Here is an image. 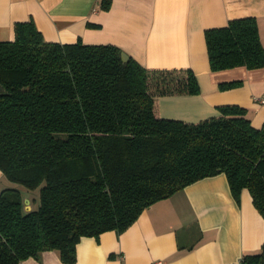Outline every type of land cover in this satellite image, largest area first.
<instances>
[{
  "label": "trees",
  "instance_id": "obj_1",
  "mask_svg": "<svg viewBox=\"0 0 264 264\" xmlns=\"http://www.w3.org/2000/svg\"><path fill=\"white\" fill-rule=\"evenodd\" d=\"M203 34L211 71L264 67L254 17ZM121 51L46 40L32 18L0 41L1 177L38 191L27 210L31 192L0 188V264L46 250L74 263L82 236L121 232L156 201L219 173L236 201L247 189L264 217V123L252 126L237 104L194 122L160 116L159 96L198 94L194 72L148 69ZM242 258L264 264V243Z\"/></svg>",
  "mask_w": 264,
  "mask_h": 264
},
{
  "label": "crops",
  "instance_id": "obj_2",
  "mask_svg": "<svg viewBox=\"0 0 264 264\" xmlns=\"http://www.w3.org/2000/svg\"><path fill=\"white\" fill-rule=\"evenodd\" d=\"M0 0V41L13 38L16 21L32 18L46 40L111 44L148 69L190 68L195 95L157 98L160 116L194 122L217 113V107H245L250 123H264V67L211 71L204 30L229 19L254 17L264 46V0ZM241 80L220 89L219 84ZM1 177V172H0ZM264 243V217L247 189L232 196L225 174L199 179L145 208L121 232L82 236L76 260L64 263L55 250L18 264H232Z\"/></svg>",
  "mask_w": 264,
  "mask_h": 264
},
{
  "label": "rangeland",
  "instance_id": "obj_3",
  "mask_svg": "<svg viewBox=\"0 0 264 264\" xmlns=\"http://www.w3.org/2000/svg\"><path fill=\"white\" fill-rule=\"evenodd\" d=\"M5 187H15L18 188L22 191L23 195H27L29 192H31L30 197H26L25 200L28 201V204L30 205V199H34L37 196L38 200V191L32 192L27 190L26 188H23L22 186L18 185L17 183L11 182L8 179H6L4 176L0 178V188H5ZM25 208L28 210L30 208H27L26 202H25Z\"/></svg>",
  "mask_w": 264,
  "mask_h": 264
},
{
  "label": "built area",
  "instance_id": "obj_4",
  "mask_svg": "<svg viewBox=\"0 0 264 264\" xmlns=\"http://www.w3.org/2000/svg\"><path fill=\"white\" fill-rule=\"evenodd\" d=\"M256 101L258 103H264V95L262 96H258V97H255ZM157 264H161V262H158ZM232 264H245L244 261H243V258L241 257L240 259L236 260L234 263Z\"/></svg>",
  "mask_w": 264,
  "mask_h": 264
},
{
  "label": "water",
  "instance_id": "obj_5",
  "mask_svg": "<svg viewBox=\"0 0 264 264\" xmlns=\"http://www.w3.org/2000/svg\"><path fill=\"white\" fill-rule=\"evenodd\" d=\"M121 58H122V60L126 61L128 59V55L125 52L121 51ZM0 92H4V89H3L1 84H0ZM25 202H26L27 208H30L28 201L25 200Z\"/></svg>",
  "mask_w": 264,
  "mask_h": 264
}]
</instances>
